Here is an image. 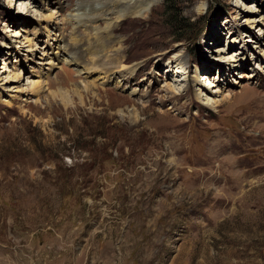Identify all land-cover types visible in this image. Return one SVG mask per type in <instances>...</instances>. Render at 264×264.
Masks as SVG:
<instances>
[{
    "label": "rangeland",
    "instance_id": "rangeland-1",
    "mask_svg": "<svg viewBox=\"0 0 264 264\" xmlns=\"http://www.w3.org/2000/svg\"><path fill=\"white\" fill-rule=\"evenodd\" d=\"M167 1L101 85L56 59L79 0H0V264H264V0Z\"/></svg>",
    "mask_w": 264,
    "mask_h": 264
},
{
    "label": "bare ground",
    "instance_id": "bare-ground-1",
    "mask_svg": "<svg viewBox=\"0 0 264 264\" xmlns=\"http://www.w3.org/2000/svg\"><path fill=\"white\" fill-rule=\"evenodd\" d=\"M162 1L163 0H79V2L76 4L71 14H69L68 16H64L62 18L59 17L60 24L65 27L69 26L71 28V32L75 33L78 26L83 27L84 23H87L88 25L89 22L95 19V22L93 23V26L91 27V31H90L91 33L90 35L93 38H95L93 41H90V42H93L94 45L86 44L85 52L83 53L82 49L84 48H81V49L78 48L77 45L79 44L80 41L77 40L78 38L75 40L74 36H72V33H70L71 39L69 40L70 41L69 44L63 45L62 38L60 39L61 40L60 41L59 38L56 37L54 41L56 45V50H57L56 59L57 58L59 59V57H61L64 61V64H70L72 66L74 65L75 68L82 65L81 67H79V69H77L78 74H81L82 70L88 71L87 72L88 74L94 73L96 75L95 80L98 82L100 81L101 85H104L105 83H109V81L113 80V77L111 74L112 72L107 73V71L105 72L103 70L101 71L99 68L100 67L99 61H97L96 58L97 57L103 58L104 62L102 63H104V65L111 62L110 61L111 59H109V56H107L108 55L107 54L108 53L107 41L111 40L110 36L112 35L111 33L115 31L116 29V26H115L116 23H119L120 21H122V19L125 18L126 16H131V17H142L143 15L145 16V14H147V12L149 11V6L152 2H155V4H157V3H161ZM47 18L50 19L51 15L47 16L45 19ZM98 22H101L100 23L101 25L100 24L95 25ZM86 33H87V30H86ZM115 51H118L120 53V51H123V50L119 46V48L116 49ZM82 53L84 55L86 54L89 56V60L86 63V65H84L82 62L83 61V58H82L83 56L81 55ZM122 56L123 55H121L118 59L123 60ZM119 60H117L116 63L119 62ZM102 65L103 64H101V66ZM175 69L176 71H179V72H182V70H184L182 65H180V67L176 66ZM179 69H182V70H179ZM203 77L204 76H202V78ZM194 82L196 83L197 91L199 88L201 89V87L202 88L205 86H209V88L211 87V85L208 83L206 85L205 84L201 85L196 80ZM180 89H183L180 84H177L175 86H172V85L166 86V90L171 91L174 94H177L179 91H181ZM209 90L210 89L205 90L204 93L208 92L209 96H212V94L215 92H211ZM204 102H205L204 105L211 107V108L215 105V103L211 100V98L206 97V96H205Z\"/></svg>",
    "mask_w": 264,
    "mask_h": 264
},
{
    "label": "trees",
    "instance_id": "trees-1",
    "mask_svg": "<svg viewBox=\"0 0 264 264\" xmlns=\"http://www.w3.org/2000/svg\"><path fill=\"white\" fill-rule=\"evenodd\" d=\"M172 1L168 0L167 3L169 7L165 13V16L169 19V26L174 28L177 31H182V20L181 17L177 14L175 8L173 7ZM170 5V6H169ZM180 39V38H179Z\"/></svg>",
    "mask_w": 264,
    "mask_h": 264
}]
</instances>
